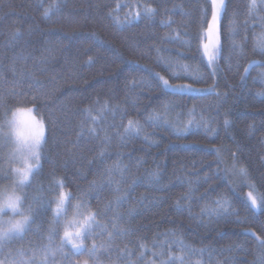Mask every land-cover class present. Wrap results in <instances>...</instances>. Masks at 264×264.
Instances as JSON below:
<instances>
[{"label": "trees", "instance_id": "1", "mask_svg": "<svg viewBox=\"0 0 264 264\" xmlns=\"http://www.w3.org/2000/svg\"><path fill=\"white\" fill-rule=\"evenodd\" d=\"M226 3L213 76L196 41L208 0H0V95L13 109H38L51 125L42 170L26 187L36 223L8 245L13 257L22 249L27 258L48 244L54 209L48 202L58 191L54 179L60 178L64 191L81 198L73 204L90 192L89 209L103 226L85 239V249L107 245L112 232L109 247L95 256L83 251L93 264H149L159 261L161 252L167 261L181 255V246L187 262L264 264V247L256 239H264V208L254 211L246 188L224 172L234 162L244 166L264 194V96L259 95L264 67L244 73L252 61L264 63L258 48L264 5L256 0L255 14L249 15L250 0ZM144 6L155 15L146 16ZM132 13L139 16L133 20ZM233 20L234 30L228 27ZM233 40L240 47L234 48ZM155 73L171 84L202 77L194 87L209 91L174 92ZM154 110L161 123L148 119ZM201 117L214 132L195 126L185 134L175 131ZM129 119L142 126L138 135L124 132ZM0 169V175L9 169L2 148ZM153 173L157 176L150 179ZM8 181L0 179V185ZM93 182L102 188L90 189ZM118 197L125 199L117 205ZM222 198L231 201L228 214H206ZM113 225L127 234H117ZM59 243L56 236L54 244ZM77 257L66 245L57 264H77Z\"/></svg>", "mask_w": 264, "mask_h": 264}, {"label": "snow or ice", "instance_id": "2", "mask_svg": "<svg viewBox=\"0 0 264 264\" xmlns=\"http://www.w3.org/2000/svg\"><path fill=\"white\" fill-rule=\"evenodd\" d=\"M260 3L264 5V0H260ZM209 7L201 9V20L203 28L196 36L197 50L200 53L201 59L206 57L207 66L212 69V75H216V66L219 60V54L221 50V30L220 24L223 15L227 11L226 0H208ZM257 7L256 0H250L249 15H254ZM50 9H45V15H48ZM144 14L146 16L155 15V9L144 6ZM132 19L135 20L139 13H132ZM264 25V17H259ZM173 23L169 21V24ZM230 29H235V21L229 23ZM235 35V32H233ZM233 47L237 48L240 45L233 40ZM258 48L262 54H264V38L261 39L258 44ZM242 53V48H241ZM91 62V61H90ZM259 65L264 67V63L258 61H252L248 67L244 68V73L247 75L249 69ZM188 69V66H184ZM160 81L164 88L172 89L174 92H183L185 89L191 91H205L204 89H196L194 83L203 82L202 77L194 80V83L184 84H171L168 79L154 74ZM180 79V77H175ZM243 79V78H242ZM215 91V88L211 89ZM14 95H21L23 93H14ZM259 95L264 96V93ZM35 97H33V101ZM161 108L167 110V105H161ZM0 109H4L2 118H0V147H7L8 152L5 157L10 165H18L15 167H9L8 173L0 175V179H9L11 182L8 185H0V264H57V256L63 257L64 247L71 245L72 249L76 253L88 251L90 255L95 256L100 248L109 247L112 240V232H108V243L97 245L93 243L90 249H85L84 241L87 238L92 237L94 234V228L103 227L97 221L98 213L89 209L87 197L90 192L83 194V202H77L73 204V200L79 201L81 198L74 196L71 192L64 191V181L60 178L54 179V183L58 189L56 196L52 201L48 203H54L55 208L52 210V219L50 221V227L48 229V244L40 246L32 251V255L25 257L24 251L18 249L16 256L13 257L11 249L8 245L14 239H22L32 229V225L36 223V209L32 204L28 203L27 193L24 191L26 187L31 186V183L36 175L42 170L41 157L42 149L47 143V134L51 131V125H46L43 117L39 115V110L33 107L21 108L17 107L13 109L4 102V97L0 95ZM85 113L91 117V110L84 109ZM194 111V110H193ZM191 114V113H190ZM27 116V119H21L22 116ZM148 119L153 123H161L163 117L159 112L153 111L149 115ZM209 121H206L201 117L198 122L189 121L188 124L176 128L175 131L179 134H185L190 131V127H205L206 131L214 132L215 129L208 127ZM228 119L224 120V124L229 125ZM142 130V126L137 121L129 119L127 125L124 126L125 133L139 134ZM95 129H90V134L95 133ZM147 139V138H146ZM107 138H105V142ZM221 150L217 149L219 153ZM103 156V152H101ZM223 163L221 159L219 161ZM3 170L0 169V173ZM225 175L232 173L233 175H239L245 182L247 187L251 190L246 193V200L250 202L251 206L256 209L264 208V194L257 191L256 186L248 182L249 173L244 166H238L235 162L231 168L225 166ZM156 173H153L150 179H155ZM102 188L101 184L93 182L90 185V189ZM116 191H120L119 188ZM125 198L118 197L115 203L118 205L123 202ZM183 199H188L184 197ZM215 208L206 209L208 215H220L228 214L229 209L232 208L231 201L226 199L217 200L214 202ZM177 210H180V202H176ZM71 213V214H70ZM131 214V213H130ZM59 229L62 230V235L59 234ZM117 234L121 233L119 229L113 225ZM253 235H255L253 233ZM59 236L60 243L54 244V238ZM259 244L264 247V239L256 237ZM143 248V245H140ZM7 249V254L6 253ZM153 255H157L153 253ZM160 257V264H176L179 260L180 264H183V260L180 257H170L165 261L163 256L164 252L158 254ZM18 257V258H17ZM86 264V262H85ZM154 264V262H150Z\"/></svg>", "mask_w": 264, "mask_h": 264}, {"label": "rangeland", "instance_id": "3", "mask_svg": "<svg viewBox=\"0 0 264 264\" xmlns=\"http://www.w3.org/2000/svg\"><path fill=\"white\" fill-rule=\"evenodd\" d=\"M205 60H206V57H205ZM216 68H217V66H216ZM211 69V68H210ZM211 71H212V69H211ZM168 89V88H167ZM196 89H198V88H196ZM168 90H171V91H173L172 89H168ZM205 90V89H204ZM206 91H209V90H205V91H191V90H187V89H185L183 92H181V93H202V92H206ZM21 119H27V116L25 115V116H22L21 117ZM0 148H2L3 149V153H4V155H5V157H6V155H7V152H8V148L7 147H0ZM5 161H6V166L9 168V167H15V166H18V165H10L8 162H7V160L5 159ZM231 178H232V181H233V183L237 186V187H245L246 188V193L248 192V191H250L251 189L249 188V187H247V182H245L238 174L237 175H233L232 173H231ZM10 180L5 184V185H8V184H10ZM248 182H250V180H249V178H248ZM24 191L26 192V188L24 189ZM249 202V201H248ZM249 204H250V202H249ZM250 206H251V204H250ZM252 207V206H251ZM54 208H55V204H54ZM253 208V210L254 211H256V212H260L261 211V209H256V208H254V207H252ZM71 214V213H70ZM179 245H181L180 243H179ZM70 247H71V245H69ZM72 248V247H71ZM181 250H182V253H181V255H179V256H177V257H180V258H182V260H183V264H199V263H197V262H187V261H185V259H183V256L184 257H187L186 256V254H187V250H186V247L185 246H181V248H180ZM73 251L75 252V250L73 249ZM186 252V253H185ZM76 253V252H75ZM76 255H80L81 257H77V260H76V262H77V264H85V262H86V264H93L92 262H91V260L86 256V255H84V252H81V253H76ZM169 258L170 257H174L173 255H169L168 256ZM158 258H160L159 257V255H158ZM164 259V258H163ZM165 261H166V259H164ZM150 262H154V264H160V259H159V261H155V260H152V261H150ZM150 262H149V264H150ZM178 263H180V261L178 260L177 261Z\"/></svg>", "mask_w": 264, "mask_h": 264}]
</instances>
